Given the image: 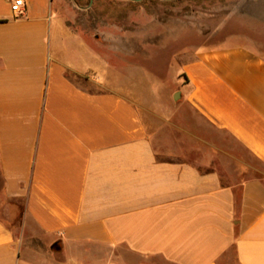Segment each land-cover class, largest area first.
Segmentation results:
<instances>
[{
  "label": "crops",
  "instance_id": "crops-1",
  "mask_svg": "<svg viewBox=\"0 0 264 264\" xmlns=\"http://www.w3.org/2000/svg\"><path fill=\"white\" fill-rule=\"evenodd\" d=\"M15 1L0 0V264H264V0L183 66L206 139L152 78L119 89L118 48L61 0Z\"/></svg>",
  "mask_w": 264,
  "mask_h": 264
},
{
  "label": "rangeland",
  "instance_id": "rangeland-1",
  "mask_svg": "<svg viewBox=\"0 0 264 264\" xmlns=\"http://www.w3.org/2000/svg\"><path fill=\"white\" fill-rule=\"evenodd\" d=\"M61 2L65 9L75 14L77 24L86 26L89 35H100L104 44L118 48L119 89L129 92L126 86L131 80L137 79L142 82L141 80L152 78L154 82H158L156 93L162 105L166 107L178 105V108H183L178 124L185 132L194 133L204 139L208 135H214L184 101L180 84L182 69L198 49L221 46L233 36H237L241 27L240 7L244 0H61ZM128 36L129 40L135 42V55L132 56H128L131 52ZM130 36L134 39H130ZM252 36L264 43V32ZM136 101L142 102V98L137 97ZM152 101L154 100L151 99ZM171 135L174 136V133ZM182 137L178 131V140ZM187 142L191 144V137L187 138ZM183 148L189 150L190 147ZM252 165L256 169V176L261 172L264 177V165L256 161H252ZM1 190L0 179V192ZM11 205L15 207V203L12 202ZM17 205L21 207L20 204ZM2 219L18 235L17 220L3 215Z\"/></svg>",
  "mask_w": 264,
  "mask_h": 264
},
{
  "label": "built area",
  "instance_id": "built-area-1",
  "mask_svg": "<svg viewBox=\"0 0 264 264\" xmlns=\"http://www.w3.org/2000/svg\"><path fill=\"white\" fill-rule=\"evenodd\" d=\"M12 11L15 14H23L24 11H25V2H24V0H16L12 4Z\"/></svg>",
  "mask_w": 264,
  "mask_h": 264
}]
</instances>
